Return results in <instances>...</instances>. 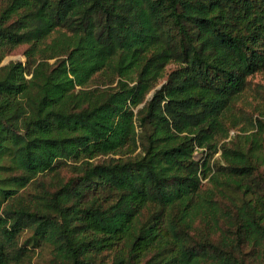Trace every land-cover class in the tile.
<instances>
[{"label": "trees", "instance_id": "1", "mask_svg": "<svg viewBox=\"0 0 264 264\" xmlns=\"http://www.w3.org/2000/svg\"><path fill=\"white\" fill-rule=\"evenodd\" d=\"M21 46L0 264H264V119L233 111L264 72V0H0V63Z\"/></svg>", "mask_w": 264, "mask_h": 264}, {"label": "rangeland", "instance_id": "2", "mask_svg": "<svg viewBox=\"0 0 264 264\" xmlns=\"http://www.w3.org/2000/svg\"><path fill=\"white\" fill-rule=\"evenodd\" d=\"M27 49L26 46H21L6 55L1 63L0 67L8 65L11 62H21L25 64L27 62L26 56H25V50ZM54 60H50L52 63ZM175 66L169 65L167 68V71H171L174 69ZM27 78H30V76H27ZM107 80H103L102 78H96L92 81L91 88H93L95 85H98L100 83L105 84ZM248 88L243 92V94L240 96V98L237 100L235 103V106L233 108V111L239 119L240 125L238 127V130L242 128H247L248 123L244 119H242V116H247L249 118H262L264 119V100H263V95L258 93L257 86H264V72L257 73L254 76H251L248 79ZM236 133H239L237 130H233L230 132L231 135H234ZM219 154H216L214 156V159L218 157ZM98 160V159H97ZM102 160V159H100ZM71 165V164H68ZM78 165V164H77ZM76 172H73V169L70 167H63L60 172L58 177L49 174L47 177H44L46 179V182H50L52 176L55 178L54 182L57 181H62V180H69L70 178H73L76 176ZM207 180L203 181L202 183H205ZM204 185V184H203ZM28 234L24 233V237H27ZM50 256L47 252V250H42V251H36L35 254L33 255L30 264H47Z\"/></svg>", "mask_w": 264, "mask_h": 264}]
</instances>
